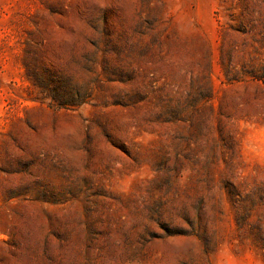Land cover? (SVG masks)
Segmentation results:
<instances>
[{
  "label": "rangeland",
  "instance_id": "rangeland-1",
  "mask_svg": "<svg viewBox=\"0 0 264 264\" xmlns=\"http://www.w3.org/2000/svg\"><path fill=\"white\" fill-rule=\"evenodd\" d=\"M0 264H264V0H0Z\"/></svg>",
  "mask_w": 264,
  "mask_h": 264
}]
</instances>
